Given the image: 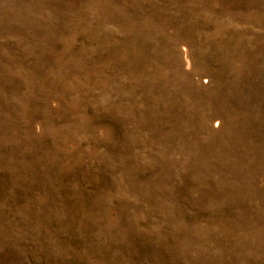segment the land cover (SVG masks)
<instances>
[{
	"label": "rangeland",
	"instance_id": "obj_1",
	"mask_svg": "<svg viewBox=\"0 0 264 264\" xmlns=\"http://www.w3.org/2000/svg\"><path fill=\"white\" fill-rule=\"evenodd\" d=\"M0 264H264V0H0Z\"/></svg>",
	"mask_w": 264,
	"mask_h": 264
}]
</instances>
